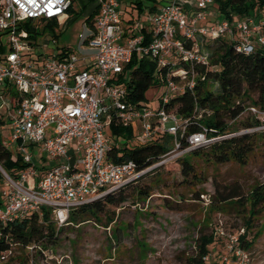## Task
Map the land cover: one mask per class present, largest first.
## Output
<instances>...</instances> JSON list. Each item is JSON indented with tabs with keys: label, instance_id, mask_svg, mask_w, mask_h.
Segmentation results:
<instances>
[{
	"label": "built area",
	"instance_id": "1",
	"mask_svg": "<svg viewBox=\"0 0 264 264\" xmlns=\"http://www.w3.org/2000/svg\"><path fill=\"white\" fill-rule=\"evenodd\" d=\"M96 2L97 12L85 22L78 50L58 49L44 57L35 49L34 23L58 21L72 0H0V122L10 124L9 135L1 141L12 149L14 159L29 164L15 172V179L0 169L6 188L0 190V223L41 216V208H47L61 226L72 207L101 198L163 163L138 171L132 161L109 160L112 141L105 129L112 120L122 127L137 122L134 142L173 137L174 147L163 159L235 135L210 136L200 126L181 148L177 136L184 133L187 121L164 105L171 96L194 88L201 77L197 67L210 66L205 42L223 39L246 54L264 46V13L229 21L216 14L212 0H171L153 13L143 10L124 21L118 0ZM209 13L215 14L212 21ZM188 42L192 44L187 48ZM134 58L155 62V76L165 70L156 108L128 99L125 77ZM246 111L262 113L254 107ZM260 121L264 125V116ZM32 146L52 163L43 173L35 167ZM214 234L218 245L208 249L202 264H264V253L246 246L250 239L245 227L227 230L220 221Z\"/></svg>",
	"mask_w": 264,
	"mask_h": 264
},
{
	"label": "trees",
	"instance_id": "2",
	"mask_svg": "<svg viewBox=\"0 0 264 264\" xmlns=\"http://www.w3.org/2000/svg\"><path fill=\"white\" fill-rule=\"evenodd\" d=\"M144 0H136L135 8L143 12ZM150 8L151 13L156 11V0ZM216 7V14L222 19L231 21L234 17H253L257 13H264V0H212ZM72 5L68 9L71 11ZM97 12L94 11L86 18L90 23ZM139 13V14H140ZM54 23L47 22V25ZM192 43H185L188 48ZM209 53V67H197V73L203 77L197 78L192 90H186L179 95H173L164 105L167 111L177 113L186 120L184 133H178V141L181 148L186 146L188 135L197 132L200 126H204L210 136H221L228 133L236 134L239 130L254 129L263 126L255 116H248L243 121L238 117L246 112L248 107H254L264 113V46L256 47L252 52L246 54L236 51L233 44L223 39H213L205 42ZM129 79L127 83L128 99L134 103L147 101L146 91L152 87H161L165 82V70L155 76L156 64L149 59L134 58L128 66ZM184 68H187L184 66ZM232 121L229 125L228 122ZM109 133L112 137L108 159L114 163L132 161L138 171L160 163L164 155L173 149V137L164 135L161 140L148 142L141 145L128 146L127 142L118 145L115 138L121 135L125 140L131 139L130 127H122L112 120L109 124ZM260 137L258 133H241L215 141L207 146L196 148L191 152L178 157L173 161L177 166L175 178L179 186L190 187L202 184L205 179L201 177L196 169V162L203 161L208 164L224 165L235 163L241 167L249 163L256 140ZM163 163L144 172L127 185L106 194L90 203L77 205L69 210L65 223L58 226L52 217L51 211L41 208L39 214H31L8 223H0V259L10 258L15 248L26 252L29 248L44 250L55 245L61 227L65 225L78 226L90 221L100 222V215L105 213L107 207L119 208L128 201L124 191L133 188L131 196L146 199L150 195V186L141 189L139 181L148 175L156 174ZM0 167L15 179V172L24 171L29 167L21 158H13L12 152L2 145L0 140ZM2 176L0 174V180ZM203 193L196 192L198 201ZM218 205H236L248 212L249 218L245 220V228H249L252 217L260 211L264 204V185L255 187L250 195L242 192L240 185L235 182L230 186L216 187L210 207ZM249 205L247 209L246 206ZM221 207H218L220 209ZM112 222L111 219L108 220ZM213 241L211 235L200 232L195 241L194 254L187 259L186 264H202V257L208 252V246ZM253 242L246 246L251 247ZM23 261V259H22Z\"/></svg>",
	"mask_w": 264,
	"mask_h": 264
},
{
	"label": "rangeland",
	"instance_id": "3",
	"mask_svg": "<svg viewBox=\"0 0 264 264\" xmlns=\"http://www.w3.org/2000/svg\"><path fill=\"white\" fill-rule=\"evenodd\" d=\"M169 0H156L157 4ZM119 12L123 20L135 19L140 12L135 8L136 0H119ZM161 3V4H163ZM96 0H72L71 11L58 21L34 23L38 34L35 35V49L44 57H51L58 49L78 50V38L86 33L84 26L86 18L94 11ZM153 2L144 0L142 8L145 13L150 11ZM140 13V14H139ZM142 21L146 22V14ZM213 13L207 15L212 21ZM237 18V17H234ZM53 22V21H52ZM262 47V46H259ZM129 73L126 75L128 79ZM163 88L150 87L145 97L150 108H156L158 98ZM246 111L238 119L243 121L251 116ZM255 116L259 121L264 113ZM132 136L136 137L139 126L133 122L130 126ZM106 127L105 134L112 141ZM10 132V124L0 122V140L5 139ZM258 133L260 137L249 163L241 167L235 163L224 165L196 162V169L205 179L202 184L190 187L179 186L175 174L177 166L175 159H163V165L156 174L148 175L136 186L144 189L148 186V198L131 196L133 188L124 191L128 201L119 208L107 207L101 214L100 222L90 221L78 226L65 225L60 229L56 244L44 250L29 248L26 252L15 248L12 255L0 264H186L195 251V241L200 232L211 235L213 241L208 249L218 245L214 229L220 221L225 228L235 229L245 227L248 212L236 205H218L210 207L216 187L222 190L237 182L245 195L259 185H264V125L259 129L239 130L241 133ZM118 145L127 142L128 146L141 145L146 142L131 139L125 140L121 135L115 136ZM148 143V142H147ZM12 151V149H10ZM177 159V158H176ZM59 162V161H58ZM47 167V166H46ZM4 181L0 180V190H5ZM203 193L198 201L196 192ZM249 208V205L246 206ZM112 222L109 223L108 220ZM247 236L252 241V249L264 253V204L260 211L252 217L249 228H245ZM23 259V261H22Z\"/></svg>",
	"mask_w": 264,
	"mask_h": 264
},
{
	"label": "crops",
	"instance_id": "4",
	"mask_svg": "<svg viewBox=\"0 0 264 264\" xmlns=\"http://www.w3.org/2000/svg\"><path fill=\"white\" fill-rule=\"evenodd\" d=\"M119 1V0H118ZM171 1V0H169ZM168 1H165L164 3H166ZM120 3V2H119ZM161 3H163L162 1L156 5V8L159 7L161 5ZM125 21V20H124ZM127 21V20H126ZM30 153L33 156V161L35 163V167L36 169L40 172L43 173L46 170H48L50 168V166H52V163H49L47 160L45 159H41V156L39 154V149L35 146L30 147ZM58 163V162H57ZM47 166V167H46Z\"/></svg>",
	"mask_w": 264,
	"mask_h": 264
},
{
	"label": "water",
	"instance_id": "5",
	"mask_svg": "<svg viewBox=\"0 0 264 264\" xmlns=\"http://www.w3.org/2000/svg\"><path fill=\"white\" fill-rule=\"evenodd\" d=\"M0 169H1V167H0Z\"/></svg>",
	"mask_w": 264,
	"mask_h": 264
}]
</instances>
